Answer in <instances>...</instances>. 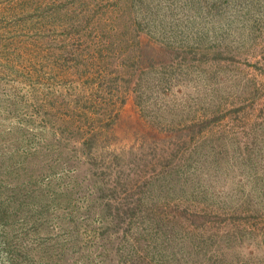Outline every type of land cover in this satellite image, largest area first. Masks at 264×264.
<instances>
[{
	"label": "rangeland",
	"instance_id": "rangeland-1",
	"mask_svg": "<svg viewBox=\"0 0 264 264\" xmlns=\"http://www.w3.org/2000/svg\"><path fill=\"white\" fill-rule=\"evenodd\" d=\"M0 264H264V0H0Z\"/></svg>",
	"mask_w": 264,
	"mask_h": 264
}]
</instances>
